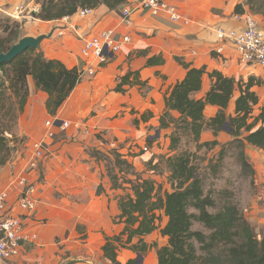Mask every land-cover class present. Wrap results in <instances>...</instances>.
I'll return each instance as SVG.
<instances>
[{"label":"crops","instance_id":"crops-1","mask_svg":"<svg viewBox=\"0 0 264 264\" xmlns=\"http://www.w3.org/2000/svg\"><path fill=\"white\" fill-rule=\"evenodd\" d=\"M49 1L0 0V20L11 19L20 26L19 41L25 37H45L36 50L46 60L59 61L67 69L76 70L80 80L52 117L46 107L48 94L38 90L34 79L29 78L30 96L16 128L21 141L13 159L0 170V192H8L10 208L25 221L21 252L9 263L113 264L104 252L107 239H112L116 264H158L157 249L168 244V237L161 233L168 217L158 212L162 218L157 221V230L128 241L125 219L120 218V201L132 196V190L102 157L116 149L124 153L125 146L128 151L131 145L137 149L145 142L150 146L160 142L158 137L168 132L160 131L166 100L185 79L188 70L184 65L206 69L203 88L195 94L196 99L209 92V75L216 71L237 82L247 83L251 78L260 82L252 91L260 98L256 107L264 105V67L242 64L236 51L217 36L218 29L245 28L244 15L251 13L248 0H164L176 7L182 17L178 22L143 10L139 7L141 0H128L119 9H132L131 25L124 23L119 9L111 10L105 5L92 9L93 14L87 17H79L76 12L50 21L36 18L35 12H41ZM60 1L64 0L55 3ZM239 5L244 14L236 12ZM19 8L23 12L17 18L14 15ZM258 17L264 23V16ZM106 32H112L122 47L100 64L92 54L84 56L82 46L84 40L100 38ZM126 36L129 42L121 43ZM126 76L129 80L123 85V92H117ZM239 95L237 90L228 115L235 112ZM217 112V107L207 106L206 119L214 118ZM171 114L180 115L176 111ZM48 122L53 126L48 127ZM224 134L221 132L217 138L221 144L230 140L227 133L225 140ZM202 139L209 142L215 137L207 130ZM40 144L44 156L33 167L36 146ZM251 150L262 152L248 147V155ZM133 177L129 176L131 180ZM21 179L34 186L33 211L23 212L20 208V196L26 188ZM142 245L147 247L145 253L135 251Z\"/></svg>","mask_w":264,"mask_h":264},{"label":"trees","instance_id":"trees-1","mask_svg":"<svg viewBox=\"0 0 264 264\" xmlns=\"http://www.w3.org/2000/svg\"><path fill=\"white\" fill-rule=\"evenodd\" d=\"M127 1L64 0L55 3V0H50L34 16L50 21L73 16L81 8L96 9L105 5L111 10H118ZM247 4L252 14L264 16V0H248ZM236 12L244 14L245 10L239 5ZM6 21L13 22L11 19L0 20V31L7 34V37L0 36V54L7 53L19 41L16 29L10 25H1ZM16 25L19 29L20 26ZM184 66L188 70L187 75L173 88L166 100V112L161 118V129L175 123L171 151L178 150L179 140L186 135L193 137L198 149L219 147L221 143L218 140L201 143V135L205 130H211L217 138L228 125L229 134L233 138L227 143L229 149L238 151L243 168L250 167L246 149L252 147L264 151V114L253 116L259 98L252 89L260 82H255L252 78L247 83L237 82L234 78L215 71L209 75L212 81L209 92L204 98L196 99L195 94L203 88L206 69ZM29 78L34 79L38 90L48 94L46 107L52 117L57 115L80 81L76 70L67 69L59 61L46 60L38 50L30 49L0 68V170L13 159L16 144L21 141L15 136L12 138L14 126L9 124L15 125L23 114L29 97ZM128 78L126 76L119 83L117 92H123V85ZM237 90L240 95L235 101V115H228L227 110ZM207 106L218 108L216 116L209 120L205 117ZM173 111L178 112L180 118L174 119L171 114ZM168 119L171 122H167ZM225 146L224 144L220 156L224 155ZM192 158L193 155L185 153L166 159L172 191H165L163 194L153 180L136 177L134 181L124 178L123 183L130 185L133 194L120 201V218L125 219L128 241L157 230V221L162 218V214L158 216L157 213L163 212L168 217V223L161 233L168 237V244L157 249L158 264H264V225L259 239L254 226L234 205L224 206L212 213L210 209L215 208L216 203L205 195L200 168ZM116 162L117 167L125 165L132 169L128 162ZM123 171L121 169L120 173ZM190 208L196 209L197 214H191ZM195 221L203 224L210 233L207 235L193 230ZM112 242V239H107L104 252L106 258L116 264L117 254ZM142 242L141 240L139 244ZM135 251L145 253L147 247L142 245L135 248ZM199 252L205 253L207 257ZM133 263L134 261L129 262Z\"/></svg>","mask_w":264,"mask_h":264},{"label":"rangeland","instance_id":"rangeland-1","mask_svg":"<svg viewBox=\"0 0 264 264\" xmlns=\"http://www.w3.org/2000/svg\"><path fill=\"white\" fill-rule=\"evenodd\" d=\"M254 16L258 17L259 15ZM13 19L16 20L15 18ZM258 20L261 21L263 19L258 17ZM1 25H10L12 28L16 29V32H19L17 25L11 21H6ZM0 35L2 36V33ZM9 103L7 104V106L9 105ZM254 109V117H258L259 115L264 114V105L255 107ZM234 114L235 112L232 113V115ZM172 117L174 119H178L180 118V115H172ZM8 119H6L7 123H9ZM18 120L15 125L9 124V126H14L11 131L12 138L15 136L19 140H21V138L16 135ZM167 122L171 121L168 119ZM175 128V123H170V126L166 128V130L168 129V132H166L167 134H162L163 137H158V140H160L158 144L150 146L149 142H145L144 146H137V149H133L134 145H131L132 148H130L128 151L127 147L125 146L126 151L124 153H120L119 150L116 149V151H109V153L103 156L102 159L108 163V166L109 168H111V171H114L115 173L116 171H118L120 173V170L122 169L124 170V173H128V175H125L123 172H121L120 174L123 178L126 177V179H130V175L136 174L134 175V177H137L138 179L153 180L157 185V188L161 191V194H163L164 190L172 191V184L168 179V177H170V172L168 170L166 159L178 154L187 153L188 155H193L192 160L194 164L198 165V167L200 168L201 176L203 179L204 193L206 196H210L212 199H214L216 203L215 208H211L210 211L212 213H216L221 210L224 206L234 205L238 208L239 211H241L244 217L254 226L256 233L258 234V238L260 239L261 230L264 225V151L261 150V154L251 150L248 159L250 167L243 168L238 155V151L229 149V146L227 144L233 139L232 136L228 134L230 132V128L228 125L225 127V134L223 135V138L227 137V133V135L230 136V140H228L229 142L225 143L226 146L224 149L226 150L224 151L223 156H220V153L223 150L222 148L224 144H221V146L216 147L214 149L204 147L198 149L196 143H194L193 141V137L187 135L182 136L181 140H179V152L178 150L171 151V138L174 136ZM160 131H162V129ZM209 131L214 134L213 131ZM156 136L157 134L155 132L153 134V137ZM9 137L11 138V135H9ZM217 138L215 137L214 140H217ZM201 139L200 142L206 143L205 140ZM226 139H228V137L225 138V140ZM18 144L19 143L16 144V147ZM144 147H148V152H144ZM144 154L149 155L141 157ZM247 154L248 153L246 149V155ZM129 157L132 158L131 161L126 159ZM116 161L128 162L132 166V169H128L125 165H120V167H117ZM134 177L133 179L134 181H136ZM189 212L191 214H197V211L194 208H190ZM193 230L203 232L207 235L210 233L203 226V224L197 221L194 222ZM199 254L207 257L205 253L202 254L201 252H199ZM4 264L10 263L4 262Z\"/></svg>","mask_w":264,"mask_h":264},{"label":"built area","instance_id":"built-area-1","mask_svg":"<svg viewBox=\"0 0 264 264\" xmlns=\"http://www.w3.org/2000/svg\"><path fill=\"white\" fill-rule=\"evenodd\" d=\"M139 7L145 11L152 13L155 16L165 15L171 21L178 22L182 17L178 13L176 7L167 3L164 0H141ZM23 12L19 8L15 15ZM92 9H79L77 14L79 17H87L93 14ZM39 10L35 12L38 13ZM120 17L125 24H132L133 11L130 7L125 6L119 9ZM246 23L242 31L224 29L217 30V36L221 42L229 44L238 54L239 60L245 65H256L264 67V25L263 21L258 20V17L252 14L244 15ZM129 37H124L121 43H128ZM122 45L115 41L112 32H106L99 38L84 40L82 53L84 56L93 55L100 64H104L113 54L121 50ZM89 73L94 75L93 70ZM54 123L48 122V127ZM53 136L52 133L49 134ZM144 152H148V147H144ZM44 151L42 144L36 146L34 160L32 166H37V160L42 159ZM20 183L26 188L20 196V208L22 211H33L35 202L33 200L35 189L32 184H28L26 179H21ZM22 212V213H23ZM24 220L20 215H17L9 206V195L7 191L0 192V260L6 263L18 257L21 252L22 242L25 240L23 235Z\"/></svg>","mask_w":264,"mask_h":264},{"label":"water","instance_id":"water-1","mask_svg":"<svg viewBox=\"0 0 264 264\" xmlns=\"http://www.w3.org/2000/svg\"><path fill=\"white\" fill-rule=\"evenodd\" d=\"M44 38L45 37L41 36L38 38L25 37L21 39L17 44L12 46L7 53L0 54V68L7 63H11L30 49L36 50ZM55 124L59 125L58 121H56ZM138 257L141 259L140 254H138Z\"/></svg>","mask_w":264,"mask_h":264}]
</instances>
